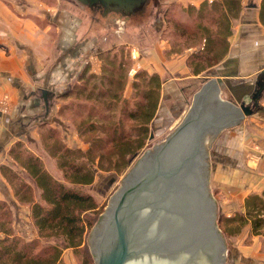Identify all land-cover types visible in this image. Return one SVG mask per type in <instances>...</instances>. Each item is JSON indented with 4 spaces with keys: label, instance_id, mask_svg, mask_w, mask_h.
Listing matches in <instances>:
<instances>
[{
    "label": "rangeland",
    "instance_id": "obj_1",
    "mask_svg": "<svg viewBox=\"0 0 264 264\" xmlns=\"http://www.w3.org/2000/svg\"><path fill=\"white\" fill-rule=\"evenodd\" d=\"M4 1L19 15L45 18L46 20L48 17L54 18L57 16L56 21L58 23L69 15L73 19L69 28L73 29V27H76L75 33L79 42L86 40L89 43V47L83 49L87 51L80 59L82 65L80 64L79 72L86 66L87 71L96 76L101 75L104 70L107 71V74L114 76L117 83L110 88L113 91H117L121 98L116 105L117 120L121 119L122 124L125 126H132L141 123L142 120L140 118L130 119L126 113L130 109L135 108L134 104L140 100L142 93L148 88L147 77L141 76L136 81L135 76L137 72L145 71L147 75L155 72L147 65V54L153 49L155 44L161 42L167 44L168 47L163 53L165 57L172 54L187 53L190 56L194 52L202 51L203 53L199 55L202 58L197 57V54L195 57H190V59L188 56L185 63H187L189 71L192 73L202 70L209 71L210 67L222 60L229 51L231 45L229 38L236 30L241 31L242 27L240 24L243 15L248 12L255 14L258 12L260 17V3L262 0H244V9L239 17H235L238 14V8L234 6L231 9L218 8L212 11L211 5L216 0H151V3L149 2L146 6V11L142 13V17L135 18V21H132L131 24L127 22V25L121 26V24H118L117 27L110 23L105 25L103 16H100L97 13L98 11L91 13L88 7L82 6L75 0ZM206 3L209 5L206 6L204 14L199 13L200 9L203 8L202 6ZM253 7L255 8L253 9ZM249 8H252V10ZM58 13H62L64 17H59L58 15L60 14ZM166 14H168L167 18ZM71 16L74 17L72 18ZM216 17L218 19L214 21ZM92 18L94 21H92ZM45 19L44 21H46ZM74 19L75 23L73 22ZM44 21L38 22L45 24L46 22ZM52 30L53 56L57 57L61 52V49L59 51L55 50L60 34L56 27H53ZM205 44H207L209 52L205 51ZM113 47L117 48V51L108 53ZM100 51H102V54H98ZM168 75L171 74L168 73ZM158 76L161 80V76L159 74ZM133 82L139 84L137 89L133 88ZM103 86L105 87L106 84H103ZM188 97L190 99L191 96ZM175 98L176 95H169L164 99V105H157L156 116L151 120L149 135L145 138V145L135 156L128 153L122 158L119 155L120 147L106 152V156L100 159L96 157L100 152L99 149L97 152L92 153L94 156L93 165L98 168L93 181L87 185L80 183L79 180H82L80 174L75 175L68 171L67 168L59 167L58 158L59 156H62V158L65 156L64 158L68 162H86V164L90 165V161L87 160L91 157L87 153L89 148L88 140L101 133L92 131L86 132L83 136L80 135L82 128L86 129V127L79 128V116H72L69 111L63 110L58 114L65 126L49 125L43 129L38 127L35 135H32V142L27 140L26 137H22L21 139L13 140L8 145H2L0 149V218H2V221H0V224L6 225L7 218H11L13 231L24 240L37 239L40 241L42 239V242L45 240L44 237L39 238V230L32 221L29 204L18 200L20 199V194L15 197L11 183L8 181V171L6 170L7 173H4L5 167L14 168V172L30 184L28 186L30 192L25 193L26 199L44 203L40 198V189L30 179H27L25 170L19 164L20 162L23 164L26 152L37 156L43 168L52 178L82 193L90 194L100 212L96 220L99 221L100 216L109 204L111 195L122 187L125 176L135 166V162L146 151L161 145L176 127L184 121L182 116L179 118V115L188 111L189 103L185 102L184 99L178 101ZM122 99H126L127 102L123 103ZM77 102L75 101V103ZM121 106L126 110L122 115L119 113ZM0 112H10L7 103L0 102ZM12 131L13 133L15 132L14 129ZM214 136V133H209L201 141L202 147H207L209 154V157H206L205 160L209 164L208 186L217 204V219L221 218L224 220L225 216H233L237 211H242L239 203L243 191L237 185L234 186L230 182L228 183L227 175L214 171L217 164L218 166L228 164V160H221V157L219 159L216 158V152L221 148L222 137L216 141L213 140ZM16 141H19L20 144L16 143L14 145L15 151L13 152H19V161L13 158L15 153L12 155L9 153L11 146ZM135 146L136 142L129 149H134ZM126 148L124 146L122 149ZM258 148L264 149L260 146L255 147L250 154V159L252 155L258 153ZM65 150H68V152L65 153ZM114 166L117 169H114ZM2 184L9 186L8 190L9 192L11 191L10 199L3 196L2 193L5 191ZM229 189L232 190L230 191ZM5 212L7 213L5 214ZM86 216L92 217L93 214L87 212ZM94 226L95 223L87 230L79 248H69L63 251L61 257L64 264L95 263L88 239ZM219 226L227 245L225 264H264V237L253 235L250 225L245 226L239 235L224 233L225 225L222 222L221 224L219 223ZM2 231L0 228V237L2 236ZM42 234L48 235L49 240L54 239L49 231Z\"/></svg>",
    "mask_w": 264,
    "mask_h": 264
},
{
    "label": "crops",
    "instance_id": "obj_2",
    "mask_svg": "<svg viewBox=\"0 0 264 264\" xmlns=\"http://www.w3.org/2000/svg\"><path fill=\"white\" fill-rule=\"evenodd\" d=\"M64 18L58 23L57 16L46 20L19 15L0 0V102L7 103L10 111L0 112V149L22 137L32 142V135L43 122L65 126L58 116L63 99L56 96L76 79L80 59L87 51L83 49L89 43L79 42L76 27L69 28L73 19L69 15ZM42 20L46 23L40 24ZM240 25L241 31L236 30L229 38V51L210 67V72H190L185 63L188 53L165 57L168 46L164 42L155 44L148 52L147 65L161 76L159 104L164 105V99L174 94L175 100L189 103L188 111L202 87L222 80L223 88L215 86L219 101L232 102V110H241L243 118H238L237 124L223 126L219 136H214L216 141L222 137L216 158L228 160V164H217L214 171L227 175L228 183L242 189L239 207L243 209L249 194L264 190V159H250L255 147L264 148V23L258 12H248ZM53 27L60 34L55 50L61 52L57 57L53 56ZM167 72L171 75L167 76ZM242 104L250 107L252 113L244 114ZM188 111L179 118L184 120ZM2 187L3 196L10 199L9 186Z\"/></svg>",
    "mask_w": 264,
    "mask_h": 264
},
{
    "label": "water",
    "instance_id": "obj_3",
    "mask_svg": "<svg viewBox=\"0 0 264 264\" xmlns=\"http://www.w3.org/2000/svg\"><path fill=\"white\" fill-rule=\"evenodd\" d=\"M122 16L145 11L150 0H75ZM219 78L196 93L188 116L166 140L146 151L95 221L89 245L96 264H225L227 245L208 186L202 141L238 123L241 110L221 103ZM46 96V90H43ZM244 114L250 107L241 105Z\"/></svg>",
    "mask_w": 264,
    "mask_h": 264
},
{
    "label": "trees",
    "instance_id": "obj_4",
    "mask_svg": "<svg viewBox=\"0 0 264 264\" xmlns=\"http://www.w3.org/2000/svg\"><path fill=\"white\" fill-rule=\"evenodd\" d=\"M243 1L216 0L211 5V9L212 11L218 8L231 9L234 6L238 8V14L235 17H239L244 9ZM207 5L209 4H204L199 13L204 14ZM142 16V13L132 15L129 24L135 21V18ZM167 17L168 14H166ZM217 19L218 17L214 21ZM260 20L264 23V0L260 3ZM205 45V51L209 52L207 44ZM116 51L117 48L113 47L108 53ZM202 53V51L194 52L189 56V59L195 57L196 54L197 57L202 58V56H199ZM98 54H102V51ZM141 76L147 77L148 88L142 93L140 100L134 104L135 108L130 109L126 115L130 119L140 118L142 122L132 126H125L122 124L121 119L117 120L116 105L121 98L117 91L110 88L117 81L114 76L107 74L106 70L101 75L96 76L89 73L87 67L84 66L70 86L56 96L63 99L58 114L63 110L69 111L72 116H79V128L86 127V129L82 128L80 135L83 136L86 132L92 131L101 133L88 140L87 153L91 157L87 160L90 161V165L86 162H68V160H65V156H63L64 159L62 156L58 158L59 167L67 168L75 175H81L82 180H79L80 183L87 185L93 181L98 167L93 165L94 156L92 153L97 152L98 149L100 152L96 157L100 159L106 156V152L116 150L117 147H120L119 155L122 158L128 153L135 156L144 147L145 138L149 135L151 120L154 118L159 104L161 80L157 73L147 75L145 71L137 72L135 80L137 81ZM103 84H106V86L104 87ZM138 86L137 82H133V88L137 89ZM80 98L81 100H79ZM75 101L78 102L75 103ZM122 101L123 103L127 102L126 99H122ZM125 111V108L121 106L119 113L122 115ZM71 119L73 120V118ZM47 126L49 124L43 122L39 125V128L43 129ZM135 142V148L129 149ZM16 143L20 144L19 141H16L11 146L9 153L11 155L15 153L13 158L19 161V152H13ZM124 146L127 148L123 150ZM67 152L68 150H65V153ZM26 153L23 164L21 162L19 164L25 170L27 179H30L40 189V198L44 203L26 199L25 193L30 192L29 182L14 172V168L5 167L3 169L4 173H7L6 170L8 171V181L11 183L15 197L20 194L18 200L29 204L32 221L39 230V238L44 237L45 240L43 242L42 239L40 241L37 239L24 240L13 231L11 218H7L6 225L0 224V228L3 230L0 237V264H64L61 257L63 251L81 246L85 233L93 226L100 212L90 194L82 193L52 178L43 168L37 156ZM114 169H117L116 166H114ZM87 212L93 214V216H86ZM223 219L218 218V221L220 224L222 222L225 225L223 230L228 235H239L245 226L250 225L253 235L264 237V190L261 193L249 194L245 198L242 211H237L233 216H225ZM0 221H2V218H0ZM48 231L54 239L49 240L48 235L42 234Z\"/></svg>",
    "mask_w": 264,
    "mask_h": 264
},
{
    "label": "flooded vegetation",
    "instance_id": "obj_5",
    "mask_svg": "<svg viewBox=\"0 0 264 264\" xmlns=\"http://www.w3.org/2000/svg\"><path fill=\"white\" fill-rule=\"evenodd\" d=\"M100 10H101V8H99V7L89 8V11L91 13L98 11L97 13H99L100 16H102ZM102 18H103L105 25L110 23V24H113L115 27H117L118 24H121V26L127 25V22L130 21L131 16L126 17V16H122L120 13H117V12H110L107 16H103ZM92 21H94L93 18H92ZM94 264H96V263H94Z\"/></svg>",
    "mask_w": 264,
    "mask_h": 264
},
{
    "label": "built area",
    "instance_id": "obj_6",
    "mask_svg": "<svg viewBox=\"0 0 264 264\" xmlns=\"http://www.w3.org/2000/svg\"><path fill=\"white\" fill-rule=\"evenodd\" d=\"M262 158H264V149H260V148H258V153L252 155V157H251V159H252L253 161H259V160H261Z\"/></svg>",
    "mask_w": 264,
    "mask_h": 264
}]
</instances>
